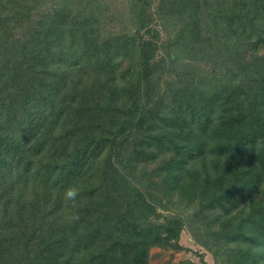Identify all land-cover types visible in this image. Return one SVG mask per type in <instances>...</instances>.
Listing matches in <instances>:
<instances>
[{
    "label": "trees",
    "instance_id": "1",
    "mask_svg": "<svg viewBox=\"0 0 264 264\" xmlns=\"http://www.w3.org/2000/svg\"><path fill=\"white\" fill-rule=\"evenodd\" d=\"M43 1L0 0V264H148L174 197L264 264V0H154L176 29L165 91L150 0L118 33L102 0L34 21Z\"/></svg>",
    "mask_w": 264,
    "mask_h": 264
},
{
    "label": "rangeland",
    "instance_id": "2",
    "mask_svg": "<svg viewBox=\"0 0 264 264\" xmlns=\"http://www.w3.org/2000/svg\"><path fill=\"white\" fill-rule=\"evenodd\" d=\"M43 1V0H41ZM59 0H46V4L40 2V8L34 13V21L40 19L41 16L53 11L56 3ZM72 0H65L68 4ZM81 1V0H80ZM83 1V0H82ZM103 4L107 6L109 13L107 18L102 20V31L118 33L127 27V13L130 12L134 6V0H102ZM59 4V3H58ZM57 4V5H58ZM148 14L151 16L146 27L147 34L144 37L150 40L152 35L156 34L158 30L157 44L159 50L157 51L156 61L154 65L155 78H163L164 81L160 83L161 91L168 88V77L171 78L170 73L167 74L169 59L167 58L169 50L167 48L168 39L172 38L176 29H168L169 26L164 27L163 20L157 19L154 13V0H150ZM33 21V20H32ZM142 31V33L145 32ZM262 45H260L261 47ZM264 54V47L259 48V55ZM198 70L197 77L208 81L211 76L212 64L199 63L195 64ZM214 72V71H213ZM156 84V82H155ZM154 84V85H155ZM248 93L245 90V93ZM166 204V203H165ZM242 209L241 207H238ZM237 211L232 210L228 216L236 215ZM220 214L225 213L210 212L209 218H201L199 206L197 203L188 204L185 201L176 199L170 200L167 205L156 208L146 219L144 225L162 226L164 229H175L176 234L168 240H165L161 247L151 246L147 252L148 264H236L234 245L227 244L223 240L214 239L213 234L219 230ZM226 215V216H227ZM167 235L163 233L162 237ZM169 235V234H168Z\"/></svg>",
    "mask_w": 264,
    "mask_h": 264
}]
</instances>
